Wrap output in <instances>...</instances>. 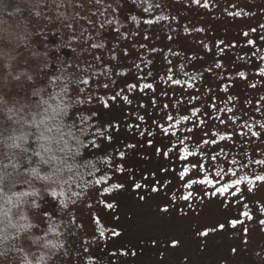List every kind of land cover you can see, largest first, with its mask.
<instances>
[{"label": "rangeland", "instance_id": "1", "mask_svg": "<svg viewBox=\"0 0 264 264\" xmlns=\"http://www.w3.org/2000/svg\"><path fill=\"white\" fill-rule=\"evenodd\" d=\"M4 1L15 10L0 24V111L12 117L18 134L33 131L38 144L36 165L29 175L11 178L0 203V239L9 243V263L97 264L100 258L85 257L89 246L94 248L102 240L97 233L101 223L108 243L115 225L116 232L128 229L123 238L137 248L131 258L135 264H264V224L258 220L259 214L264 217L263 191L251 198L256 203L247 213L224 204L218 196L203 198L190 208L175 203L164 215L151 210L146 198L136 193L115 197L112 180L104 173L106 168L115 170L111 162L100 158L102 150L115 147V132L125 126L120 106L132 103L139 110L148 102L147 97L145 101L134 97V81L138 93L148 94L149 88L140 82L149 77L152 82L157 68L179 56L189 63L196 61L192 68L197 76L216 68L226 79L227 65L215 52L211 55L221 43L224 50L231 44L235 55L262 61L264 0H209L210 9L201 6L204 0L0 3ZM246 46L249 49L242 52ZM164 82L165 92L168 84V93L180 88L174 81ZM157 93L148 96L165 95ZM251 109L264 113V99L255 97ZM22 121L27 128L23 133L19 132ZM101 160L106 167L102 168ZM29 178L34 183L27 182ZM42 188L51 200L61 203L56 221L30 212L35 205L31 199ZM123 211L131 212L132 218L121 217ZM249 212L253 216L246 220ZM114 213L117 223L116 218L105 223ZM231 221L246 225L247 231ZM198 228L201 236H196ZM62 239L66 241L63 249ZM150 242L152 248L147 245Z\"/></svg>", "mask_w": 264, "mask_h": 264}, {"label": "trees", "instance_id": "2", "mask_svg": "<svg viewBox=\"0 0 264 264\" xmlns=\"http://www.w3.org/2000/svg\"><path fill=\"white\" fill-rule=\"evenodd\" d=\"M209 2L204 0L201 6L210 9ZM8 5L7 1L0 3V24L4 19H9L15 10V7L8 9ZM210 29L213 32L212 26ZM223 47L224 44L221 43L211 52L212 54H209L213 56L217 54V58L222 60L225 66L227 65L226 72L230 75L226 79L221 77L223 75H219L216 68L202 77L197 76L195 68H192L196 61L189 63L190 60L186 62L181 59L182 56H179L178 60L173 59L165 67L157 64L161 69H156L155 75H152V82H149L150 77L140 82L143 85L151 84L149 92L158 91L160 95L165 93L164 97L159 98L157 95L156 98L149 97V92L145 95L138 93L137 81H134L135 88L129 87L134 88V97L143 100L147 97L145 100L148 99V102L144 103V109L139 105V110L136 105L130 106L132 103L120 106L119 109L124 111L120 118L124 120L125 126L123 130L118 128L115 132V147L101 151L100 158L108 160V164L111 162L115 170V172L108 171L107 168L104 170L106 177L112 180L111 191H114L115 197L120 199L122 193L133 197L136 193L137 196L141 195L140 198H146L145 201L147 205L150 204L151 210L162 211L161 213L166 215L177 203H180L181 207L190 208L197 206L203 198L215 199L219 196L224 204L237 208L238 212L247 213L256 203L251 202V198L257 192H264V181L257 179L264 177V164L256 163V161H264V113L251 109L255 97L264 99V74H262L264 59L252 62L249 57H242V53L233 54L231 44L228 49L224 50ZM248 49L249 47L246 46L242 52ZM246 54L249 56L248 53ZM163 78L168 83L179 80L178 91L168 93V84L165 85V92L163 90L165 87L163 88L162 85L167 83L162 80ZM119 96L124 97L120 94ZM128 98L130 99V96ZM4 113L0 111V203L5 200L6 189L14 175H29L30 168L36 165L35 154L38 152L34 132L18 134L14 125L16 123L11 116ZM185 116L188 117L187 120L183 119ZM169 117L172 119L170 120ZM19 125L21 126V121ZM21 128L19 130L21 133L27 130L23 121ZM252 132H256L257 135L253 136ZM222 136L224 139H221ZM10 140L12 145H9ZM204 141L215 142L204 143ZM189 152L192 154L186 155ZM101 163L102 168L106 167L102 160ZM200 165H203V168L199 167ZM185 169L187 172L181 179L180 173ZM205 177L212 183H199ZM29 179L27 182L31 181V178ZM237 180L241 182L236 184ZM192 181L197 182L192 183ZM31 182L34 183L33 180ZM188 184H191V187H188ZM221 188L226 190L221 192ZM201 194H203L202 198ZM31 200L35 204L32 208L29 207L32 215L37 214L55 221L58 219L61 203L57 199L51 200L44 188L41 194ZM129 207L134 209L133 204ZM119 215L125 216L127 220L132 218L131 212L123 211L119 212ZM114 216L105 219V223H111L115 218L117 223L119 217L116 213ZM252 216L249 212L246 220H250ZM223 219L227 218L224 216ZM234 219L236 220V217ZM258 220L262 223L264 217L259 214ZM9 226L10 233L12 225ZM236 227H239L240 231L242 227L246 228L245 232L248 229L246 225H236ZM117 230L118 232L115 225L108 236L113 240L108 243L104 234L106 230L103 231L102 224H98L97 233L102 240L95 247L93 246L94 248L89 246L85 258L91 260L92 256L95 257L94 259L100 258L96 260L97 264H135L131 258L137 248L123 238L124 230L128 229L117 228ZM200 232L198 228L196 236H201ZM203 240L200 239V242L203 243ZM152 242L154 244V241ZM189 242L192 243L191 240L185 242L187 250L190 249ZM65 243L64 239L60 240L61 249L65 247ZM153 244L147 243L151 248ZM8 246L9 243H3L0 239V264H11L6 256ZM173 249H177L175 245ZM153 252H158V256L162 253L156 250ZM69 253L70 249L67 251V254Z\"/></svg>", "mask_w": 264, "mask_h": 264}, {"label": "snow or ice", "instance_id": "3", "mask_svg": "<svg viewBox=\"0 0 264 264\" xmlns=\"http://www.w3.org/2000/svg\"><path fill=\"white\" fill-rule=\"evenodd\" d=\"M205 6H206V5H205ZM249 43H252V42L249 41ZM217 67H219V65H217ZM262 74H264V70H262ZM241 76H243V73H241ZM170 78H171V77H170ZM84 83H87V81H85ZM174 83L179 84L180 81H179V80H175ZM130 87H131V86H130ZM144 87H145V88H151L152 85H151V84H145ZM229 111H231V109H229ZM62 114H63V113L60 112V113H58L57 115L59 116V115H62ZM193 115H195V112L193 113ZM169 119L171 120L172 117H169ZM183 119H184V120H187L188 117L185 116V117H183ZM221 122L223 123V121H221ZM233 122H234V121H233ZM252 135L255 136V135H257V133H256V132H252ZM221 139H224V137L222 136ZM210 142H213V143H214L215 141H204V143H210ZM187 154L191 155L192 153L189 152V153H187ZM256 163H258V164H264V161H256ZM194 166H195V165H194ZM199 167L203 168V165H200ZM186 172H187V169H185L183 172L180 173L181 179L184 178ZM233 174H234V173H233ZM217 175H219V173H217ZM241 179H243V178H241ZM257 179L264 181V177H257ZM196 182H197V181H192V183H196ZM240 182H241V180H237L235 183H236V184H239ZM98 183H99V181H98ZM199 183H208V184H211L212 181H211V180H208V178L205 177L204 179L200 180ZM187 186H188V187H191V184H188ZM113 187H116V186H113ZM137 187H139V185H137ZM226 187H227V186H226ZM225 190H226V188H221V189H220L221 192H223V191H225ZM54 194H55V193H54ZM109 207H111V205H109ZM232 223L235 224V221H233ZM262 223H264V221H262ZM221 227H223V226H221ZM202 234H206V233H202Z\"/></svg>", "mask_w": 264, "mask_h": 264}]
</instances>
